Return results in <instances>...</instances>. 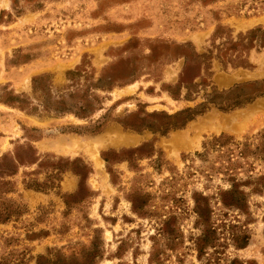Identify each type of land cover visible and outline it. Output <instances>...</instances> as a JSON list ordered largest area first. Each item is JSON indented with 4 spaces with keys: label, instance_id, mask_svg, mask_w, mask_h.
I'll use <instances>...</instances> for the list:
<instances>
[{
    "label": "rangeland",
    "instance_id": "obj_1",
    "mask_svg": "<svg viewBox=\"0 0 264 264\" xmlns=\"http://www.w3.org/2000/svg\"><path fill=\"white\" fill-rule=\"evenodd\" d=\"M262 80L264 0H0V264H264V97L125 127Z\"/></svg>",
    "mask_w": 264,
    "mask_h": 264
},
{
    "label": "trees",
    "instance_id": "obj_2",
    "mask_svg": "<svg viewBox=\"0 0 264 264\" xmlns=\"http://www.w3.org/2000/svg\"><path fill=\"white\" fill-rule=\"evenodd\" d=\"M257 97H264V80L260 81L259 85L256 83H248V84L237 85L234 88L226 90V91L213 92L208 95L207 101L205 103L200 104L195 108H187V109L181 110L172 115H168L164 113L151 114L150 117H155L159 119L157 123L148 124V125L136 124L135 126L134 124L133 125L131 124L130 126L125 125V127H128L129 129H132L135 131L150 130V131H153L154 133H158L164 136L172 130H178V129L183 128L188 122L192 121L195 117L203 114L206 110H208L210 106H213L222 112H229L234 109L242 108L243 106L251 103ZM55 111L65 112V109L55 110ZM220 138L222 137L213 138L212 140L214 142L213 144L219 141H222L220 140ZM262 138L264 139V135L262 136ZM262 142H263L262 146L264 147V141ZM204 148L206 149L205 146ZM138 209L139 208L134 207V211L136 213ZM204 238L205 240H202V238L199 239L204 242L202 247L198 246L200 252H202V250L206 246V241L208 239L206 233H205ZM197 244L199 245V243ZM96 257L97 256H94L92 259H95ZM42 260H45V258L42 256L39 257L37 264H41L40 261ZM88 264H91V262H88Z\"/></svg>",
    "mask_w": 264,
    "mask_h": 264
},
{
    "label": "bare ground",
    "instance_id": "obj_3",
    "mask_svg": "<svg viewBox=\"0 0 264 264\" xmlns=\"http://www.w3.org/2000/svg\"><path fill=\"white\" fill-rule=\"evenodd\" d=\"M96 164H97L98 166H100V165H102V162H100V163L96 162Z\"/></svg>",
    "mask_w": 264,
    "mask_h": 264
}]
</instances>
